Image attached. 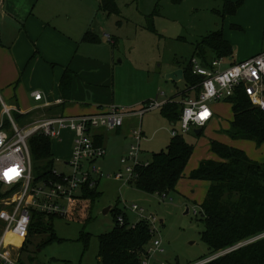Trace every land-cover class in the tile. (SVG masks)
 <instances>
[{"label":"rangeland","instance_id":"obj_1","mask_svg":"<svg viewBox=\"0 0 264 264\" xmlns=\"http://www.w3.org/2000/svg\"><path fill=\"white\" fill-rule=\"evenodd\" d=\"M115 1L119 16L103 13L99 9V0H96L94 8L97 15L93 22L95 27H100L116 43L114 48H110L101 40V45L113 50L109 57L113 68L112 77L110 76L113 86L101 84L92 91L93 96L86 98L81 93L79 97L88 103L91 99L98 106L116 107L125 113L138 111L149 102H162L173 97L175 102L182 103L183 98H187L193 91L184 93V83H174L166 79L169 74L167 72L174 67L185 66L201 38L222 28V13L217 15L213 9L221 12L223 5H214L210 0ZM89 7L92 5L87 6ZM150 19L152 26L149 25ZM10 92L11 97L16 95L20 111L31 109L29 96L22 85L12 87ZM176 93H182V99L176 97ZM0 96L1 99L5 98L1 93ZM1 110L3 111V106H0V119ZM57 117L59 116H43L40 120ZM230 118V109L220 113L219 119L223 122L207 124L201 136H197L194 129L185 133L179 132V125L172 126L161 116L159 109L150 111L141 120L145 137L140 143L139 159L150 161L152 154L165 151L172 137L170 132L175 130L193 147L188 161V167L193 168L202 160L211 157L210 141L219 139L235 146L236 142H231L224 132ZM15 123L20 128L30 125ZM126 125L124 122V127ZM105 136V156L93 165L103 174L96 188L100 194L98 198L71 205L68 219L52 220V230L59 241L44 244L47 235H38L23 255L26 256L32 251L35 259L33 264H98V236L109 232L113 227L112 216L103 215L102 212L108 207L117 206L127 213L131 222H135L138 217L126 207L137 205L145 211V215H152L157 221L155 238L160 241L159 249L162 251L155 250L149 254L151 263L196 264L216 257L217 255L210 256V250L201 239L205 227L198 204L206 194L207 183L184 179L180 182L177 193H171L166 198L140 192L130 184L131 180L128 182V177L120 165L125 140L123 135L110 131ZM50 141L53 168L59 172H67L62 164L70 156L69 143ZM130 142L131 138L126 141V146ZM188 167L185 174L191 170ZM116 174H120L121 178H117ZM79 205L81 212L77 216ZM82 235L89 237L87 243L81 240ZM14 251L16 250L13 248ZM200 259L205 260L198 261Z\"/></svg>","mask_w":264,"mask_h":264},{"label":"trees","instance_id":"obj_2","mask_svg":"<svg viewBox=\"0 0 264 264\" xmlns=\"http://www.w3.org/2000/svg\"><path fill=\"white\" fill-rule=\"evenodd\" d=\"M243 1L224 2L221 16L234 15ZM100 9L108 15L119 14L115 0H100ZM149 25L152 26L151 19ZM82 41L96 44L99 39L86 32ZM232 53L233 48L224 40L221 29L202 37L195 45L189 62L182 68L183 83L187 91L192 90L197 96L202 81L201 77L192 74V58H197L202 65L207 66L211 60L227 58ZM71 81L72 74L66 71L59 86L64 99L69 92ZM262 95L264 97V91ZM225 102L231 105L232 111V120L224 131L228 138L233 141L252 142L257 148L264 145V111L251 104L244 86L235 88ZM182 107V103L171 99L159 110L164 119L175 125L179 123ZM25 118L26 116L16 115L14 119L15 122H22ZM3 127L9 128V123H4ZM96 144L100 145L98 142ZM28 146L34 180L56 181L51 174L54 165L51 141L36 134L28 140ZM209 151L216 160H202L197 168L189 173L188 179L209 183L199 206L205 227L201 239L210 250V256L225 254L204 264H264V163L253 161L243 151L214 140L209 143ZM192 153L193 147L182 135L172 136L165 151L152 154L147 166L135 169V177L130 184L145 194L166 198L175 193L176 185L183 178ZM99 195L96 189H87L81 201H94ZM76 212L79 216L80 205ZM109 214L113 218V227L109 232L98 236V264H142L148 257L147 248L152 239L149 226L145 221H138L131 226L129 218L117 206ZM120 215L124 219L123 225H119L117 221ZM54 218L56 217L41 213L33 214L28 237L19 251L18 264L34 263L32 251L26 256L23 254L32 246L38 235H47L44 244L59 241L52 230ZM88 239L87 235L81 236L83 242L87 243ZM201 260L205 259L198 261Z\"/></svg>","mask_w":264,"mask_h":264},{"label":"crops","instance_id":"obj_3","mask_svg":"<svg viewBox=\"0 0 264 264\" xmlns=\"http://www.w3.org/2000/svg\"><path fill=\"white\" fill-rule=\"evenodd\" d=\"M210 1L219 6L223 5L224 2L233 3L236 0ZM89 5H92V7L87 8ZM95 6L96 0H0V93L5 97L1 99L0 96V106H3L0 124L9 123L10 125V119L15 123L14 118L16 115L26 116L20 123L31 124L38 119L40 120L43 116L92 115L105 113L108 110L107 105L98 106L91 99L92 103H88L87 100H82L79 97L81 93L86 98L89 95L93 96L94 92L92 91L101 84L113 86V79H110L113 68L109 60L113 50H110L106 45H101V40H104L110 48H114L116 43L100 27L93 25L94 18L97 15ZM101 11L107 14L103 10ZM213 12L217 15L222 13L217 9H213ZM221 30L224 40L233 48L232 55L223 58V68L252 58L264 51V0H244L234 15L222 17ZM92 31L98 35H95ZM86 32L99 39L97 45L82 43V34L84 35ZM183 67H174L167 73L178 69L182 70ZM66 71L72 74V81L69 92L64 99L59 86L61 77ZM181 82L183 83V80ZM19 84L22 85L24 92L29 96L31 109L20 111L16 95L11 97L12 87L14 88ZM34 92H40L43 95L42 101L35 102L33 100L31 94ZM183 92H187L186 87ZM181 94L176 93V97L182 99ZM196 97L193 91L182 101ZM171 99L174 100V97L162 102H155L163 105ZM210 105L214 118L209 123H222L219 114L231 110V105L225 101L211 103ZM5 109L9 110L8 114L5 113ZM143 116L141 118L135 115L126 116L122 127L116 130L117 134H122L125 139L120 157L127 150L128 146L125 143L130 140L131 131L137 129L139 125L141 128ZM231 120L232 111L225 130L228 129ZM124 122L127 123L125 127ZM106 132L103 129L93 132L95 141L104 148L107 141ZM144 137L142 131V140ZM71 138V134L67 133L63 136L61 142L62 144L68 142L69 150H71ZM214 141L239 149L251 160L264 163V145L257 148L254 143L244 140H232L231 142H236L235 146L219 139ZM210 155L211 157L207 159L216 160L215 156ZM144 162L149 161L144 160ZM197 166L192 168L191 166L188 167L187 164L186 169L188 167L191 170L186 174V169L184 170L183 178L178 181L175 193L179 189L180 182L188 179L189 173ZM206 183L209 187V183ZM10 241L15 242L14 239Z\"/></svg>","mask_w":264,"mask_h":264},{"label":"built area","instance_id":"obj_4","mask_svg":"<svg viewBox=\"0 0 264 264\" xmlns=\"http://www.w3.org/2000/svg\"><path fill=\"white\" fill-rule=\"evenodd\" d=\"M107 39L110 41L109 37ZM190 63L192 74L201 77L202 81L197 97L182 101L179 132L203 129L214 118L210 104L225 101L241 85L244 86L251 104L264 111V51L227 68H223V58L213 59L207 66L202 65L197 58H192ZM31 96L35 102L43 99L40 92H34ZM161 107L162 104L153 101L143 105L140 110L129 113L111 107L100 114L41 119L24 128L18 127L12 119L7 129L0 124V188H3L0 191V264H18V253L28 237L34 213L68 219L71 205L81 201L85 190L97 188L103 174L93 165L105 156L106 150L96 144L93 137L95 130L116 131L122 127L126 116L135 115L141 118L145 113ZM8 111L5 109L6 114ZM179 132L173 130L171 133L175 136ZM67 133L72 137L71 152L62 166L68 171L59 172L53 168L51 174L56 181H35L28 140L33 135L40 134L61 143ZM130 138L128 149L120 158V165L128 177V182L135 177L137 167L148 164L139 159L142 140L140 125L131 131ZM115 176L121 178L120 174ZM126 209L138 217L135 222L130 221L131 226L138 221H145L149 226L152 239L147 248L148 257L155 250L162 251L159 249L160 241L155 238V217L145 215V211L137 205H130ZM121 212L127 216V213L122 210ZM117 221L119 225H123V216L120 215ZM7 234L16 243L6 242L4 237ZM13 248L16 251L13 252ZM148 257L142 264H155Z\"/></svg>","mask_w":264,"mask_h":264},{"label":"water","instance_id":"obj_5","mask_svg":"<svg viewBox=\"0 0 264 264\" xmlns=\"http://www.w3.org/2000/svg\"><path fill=\"white\" fill-rule=\"evenodd\" d=\"M166 79L171 80V81H174V82L182 81L183 80V70L178 69V70H175V71L167 74L166 75ZM201 131H202L201 128L195 129L194 130V133H195V135L199 136V134L201 133ZM113 208H114V206H111V207H108L107 209H105L102 212L103 215H108ZM186 212H188V211H186ZM223 254H225V253H222V254L217 255L215 258H217L218 256L223 255Z\"/></svg>","mask_w":264,"mask_h":264},{"label":"bare ground","instance_id":"obj_6","mask_svg":"<svg viewBox=\"0 0 264 264\" xmlns=\"http://www.w3.org/2000/svg\"><path fill=\"white\" fill-rule=\"evenodd\" d=\"M11 239H13L12 238V236L11 235H5V237H4V240L6 241V242H9Z\"/></svg>","mask_w":264,"mask_h":264},{"label":"snow or ice","instance_id":"obj_7","mask_svg":"<svg viewBox=\"0 0 264 264\" xmlns=\"http://www.w3.org/2000/svg\"><path fill=\"white\" fill-rule=\"evenodd\" d=\"M203 118V117H202Z\"/></svg>","mask_w":264,"mask_h":264}]
</instances>
